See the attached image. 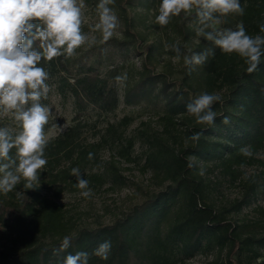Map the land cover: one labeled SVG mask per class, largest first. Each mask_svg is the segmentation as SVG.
<instances>
[{"label":"trees","instance_id":"trees-1","mask_svg":"<svg viewBox=\"0 0 264 264\" xmlns=\"http://www.w3.org/2000/svg\"><path fill=\"white\" fill-rule=\"evenodd\" d=\"M90 2L97 5L99 0ZM161 2L114 0L110 5L123 23L113 50L141 59L136 73H126L124 101L156 107L159 128L144 123L146 128L128 134L133 116L109 121L102 128L85 118L90 108L104 114L119 108L120 83L115 77L124 75V65L103 71L102 53L94 62L64 56L41 61L39 66L49 73L46 83L55 85L61 97L72 99L73 123L48 140L47 164L40 170L43 178L33 189L25 188L22 179L11 192L0 193V264H62L66 255L77 252L89 254L88 264H184L198 254H212L211 264H264V207H258L256 218H235L257 200L264 176V159L258 157L264 151V55L257 70L248 73L238 54L224 53L196 34L194 10L173 16L166 26L158 25ZM240 4L244 15L229 14L216 28L236 30L243 23L247 34L264 36L260 32L264 0ZM171 45L183 55L207 48H214V55L189 74L183 55L175 60ZM202 93L221 97L212 105L216 118L211 126L197 124L187 114V105ZM0 126L8 125L0 119ZM90 127L95 129L94 140L86 135ZM195 133H202L197 142L189 139ZM138 142L146 145L143 171L151 175L141 199L110 223L76 221L58 200L64 190H80L71 170L79 168L91 189L109 182L112 187L124 186L120 163L135 161ZM243 147L252 155H243ZM106 150L111 156L104 160ZM189 157H195L191 168ZM253 165L263 170L247 175L245 168ZM210 166L231 184L241 185L242 195L227 203L217 201L220 181L208 176ZM65 236L70 247L59 251ZM104 241L112 245L107 260L93 254Z\"/></svg>","mask_w":264,"mask_h":264},{"label":"clouds","instance_id":"clouds-1","mask_svg":"<svg viewBox=\"0 0 264 264\" xmlns=\"http://www.w3.org/2000/svg\"><path fill=\"white\" fill-rule=\"evenodd\" d=\"M113 3L114 0H99L96 5L98 22L91 26V33H99L98 40L95 35L82 31L84 0H0V117L10 114L18 129L0 126V193L11 192L22 179L25 188L33 189L39 183L40 170L47 164L45 126L51 110L41 100L47 99L50 88L46 83L49 73L39 66L41 61L61 56L71 58L84 45L107 43L118 26V18L110 7ZM193 10L198 36L224 53L238 54L248 65V73L257 70L264 55V36L247 34L243 23L236 30L216 28L229 14L244 15L240 0H162L156 23L166 26L173 16ZM260 32L264 33V23L260 25ZM170 47L176 53L174 59L179 61L183 55L180 48ZM212 55L214 48H207L201 53L183 55V62L190 74ZM115 80L123 83L127 74L118 75ZM220 100L219 95L202 93L187 105V114L195 117L197 124L211 126L216 118L212 105ZM223 123H229V118L225 117ZM201 135L195 133L189 139L197 142ZM240 152L252 155L247 147ZM92 155L89 153L88 158L92 159ZM188 159L191 168L195 157ZM71 175L76 178L80 194L91 197L89 181L82 177L79 168H73ZM70 244V238L65 236L59 251L66 250ZM111 247L110 241H104L93 254L107 260ZM88 260L87 252H77L66 255L62 264H88Z\"/></svg>","mask_w":264,"mask_h":264},{"label":"rangeland","instance_id":"rangeland-1","mask_svg":"<svg viewBox=\"0 0 264 264\" xmlns=\"http://www.w3.org/2000/svg\"><path fill=\"white\" fill-rule=\"evenodd\" d=\"M84 4V23L82 25V31L91 35H95L99 40V33H91V26L98 22L96 5L90 2V0H84ZM113 12L116 15L114 10ZM122 30L123 23L122 20L118 18V26L114 31L112 38L107 43H97L92 47L84 45L76 50V55L73 57L94 62L102 53L103 71L114 65H124V74L127 73L131 75L136 73L140 68L141 59L138 58L134 53H131V55L128 57L118 50H113V41L115 38H119L121 36ZM49 88L50 91L47 96L48 102L45 104L51 110L49 123L45 126L48 140L65 131L73 123V117L75 113L72 99H65L61 97L57 93L55 85H50ZM124 88L125 85L120 83L121 103L119 108L114 113L104 114L98 110L90 108L85 114V118L91 124L95 123L98 128H102L106 126L107 122L109 121L116 122L122 119L124 116H133L134 121L128 128V134H135L137 129L146 128L147 125L152 128H159V110L147 102H142L135 105H127L124 101ZM0 119H2L9 127L16 129L15 122L10 114L6 117H0ZM94 131L95 129L91 127L87 130L86 135L90 140H94ZM145 152L146 145L138 142L134 151V156L136 157L135 161L132 163H126L123 160L121 161V172L126 177V185L112 187L111 182H109L100 189L90 188L93 194L88 198H85L80 194L81 190L75 191L67 189L63 191L58 200L66 206L69 214L75 217L76 221L79 223L96 225L97 223L112 222V220L115 218V215H117L121 210H125L132 203L141 199L143 194L142 188L148 189L151 185V175L143 171ZM110 156L111 151L106 150L102 152V157L104 160L109 159ZM258 157L264 159V151H261ZM262 170L263 167L259 165H253L245 168L247 175L259 173ZM95 171H97V169H95ZM206 172L212 180L220 181V185L218 186L217 191H215V197L217 201L227 203L242 195L243 188L241 185H234L228 182V180H226L221 175L217 168L210 166L207 168ZM42 178V174H40L39 181H41ZM260 182L262 183V187L257 200L250 207H245L241 212L236 213V219L245 220L256 218L260 215L257 209L259 206L264 207V176ZM50 193H53V191L50 190ZM212 259V254H198L195 257L186 260L184 264H211Z\"/></svg>","mask_w":264,"mask_h":264}]
</instances>
